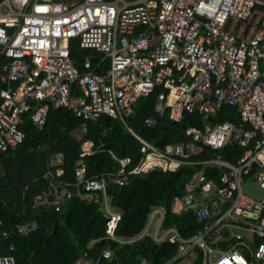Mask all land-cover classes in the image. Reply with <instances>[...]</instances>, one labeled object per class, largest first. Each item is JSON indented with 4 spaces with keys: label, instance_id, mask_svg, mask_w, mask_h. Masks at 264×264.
Instances as JSON below:
<instances>
[{
    "label": "built area",
    "instance_id": "1",
    "mask_svg": "<svg viewBox=\"0 0 264 264\" xmlns=\"http://www.w3.org/2000/svg\"><path fill=\"white\" fill-rule=\"evenodd\" d=\"M73 41L88 51L81 70L71 58ZM0 84V174L1 156L24 139L23 116L30 113L41 128L49 105L84 121L116 119L140 144L141 158L132 169H126L128 159H120L116 172L88 179L78 161L73 184L57 180L63 156L54 153L43 175L46 188L30 199L33 208L58 212L74 192L100 202L106 217L102 239L126 244L149 236L176 244V254L163 264L191 253L198 264L264 261V195L255 199L242 190L243 182L254 180L264 191V0H0ZM157 87L159 116L167 112L178 122L186 113L207 117L232 106L240 125L224 121L204 132L188 129L189 142L155 146L136 135L126 119L138 98ZM156 123L154 116L144 120L149 127ZM84 129L74 136L80 138ZM232 144L243 149L234 163L222 155ZM90 147L83 145L81 155ZM205 147L212 155L193 160ZM183 166L195 171L169 211H191L201 227L185 238L176 227L163 226L167 210L157 206L140 235L116 237L121 214L111 206L107 182L125 186L132 174ZM37 227L32 220L1 236L25 235ZM86 256L73 264H87ZM112 256L109 247L100 254ZM0 264L17 263L4 255ZM140 264L151 263L143 258Z\"/></svg>",
    "mask_w": 264,
    "mask_h": 264
},
{
    "label": "trees",
    "instance_id": "2",
    "mask_svg": "<svg viewBox=\"0 0 264 264\" xmlns=\"http://www.w3.org/2000/svg\"><path fill=\"white\" fill-rule=\"evenodd\" d=\"M86 53L76 42L72 43L71 58L80 70ZM2 87L0 84V89ZM160 90L157 87L148 96L138 98L126 119L127 126L136 135L155 146L189 142L188 129L204 132L206 127L224 121H231L237 127L240 125L236 108L232 106H221L207 117L196 112L186 113L178 122L170 120L167 112L159 116L154 109ZM29 115L23 116L21 124L23 141L1 156L0 256L12 255L17 264H73L85 252L87 264H140L143 258L151 264L169 261L175 255L177 245L168 241L156 243L149 236L126 244L102 239L106 217L100 202L87 201L76 192L58 212L50 206L33 208L30 202L33 195L47 186L43 175L54 153L63 156V172L57 180L68 184L75 182L78 161L84 162L88 179L101 173L116 172L120 159H128L127 170L136 166L141 158L140 144L127 128L105 115L94 121H84L70 110L52 105H49L41 128L31 121ZM150 116L157 119L151 127L144 125V120ZM83 125V135L76 138L73 132ZM243 128L248 129V125L244 124ZM86 142H91V152L82 156V146ZM242 153L243 149L236 144L222 150L224 159L232 163ZM211 155L212 151L205 147L203 153L193 160ZM194 171V166H183L175 171L154 169L143 176L130 175L125 186L108 181L107 196L111 206L121 214L116 237L130 239L140 235L150 211L157 206L167 210L164 227H176L185 238L192 236L201 227L193 212L175 215L169 207L172 198L184 192V186ZM32 220L38 224L34 231L25 235L13 232L7 238L1 236V232L10 231L16 224ZM107 247L111 248L113 256L109 259L100 257Z\"/></svg>",
    "mask_w": 264,
    "mask_h": 264
},
{
    "label": "rangeland",
    "instance_id": "3",
    "mask_svg": "<svg viewBox=\"0 0 264 264\" xmlns=\"http://www.w3.org/2000/svg\"><path fill=\"white\" fill-rule=\"evenodd\" d=\"M85 148L87 146L84 145ZM86 150V149H85ZM242 190L244 193L252 198L259 199L264 195V191L259 187L258 183L254 180H247L242 183ZM153 225L150 227L151 231ZM171 264H196V255L191 253L185 257H182ZM257 264H264V261L257 262Z\"/></svg>",
    "mask_w": 264,
    "mask_h": 264
},
{
    "label": "crops",
    "instance_id": "4",
    "mask_svg": "<svg viewBox=\"0 0 264 264\" xmlns=\"http://www.w3.org/2000/svg\"><path fill=\"white\" fill-rule=\"evenodd\" d=\"M73 42H76V41H73ZM76 44H77V43H76ZM77 46H78V45H77ZM78 48H79V47H78ZM79 49H80V48H79ZM81 50H82V49H81ZM84 51H87V50H84ZM87 53H88V51H87ZM87 53H86V54H87ZM86 54H85V55H86ZM85 55H84V56H85ZM84 56H83V59H84ZM82 61H83V60H82ZM82 127L84 128V125H83ZM82 127H81L80 129H82ZM80 129H79V130H80ZM76 131H77V130H76ZM84 131H85V129H84ZM74 132H75V131H74ZM74 132H73V135H74ZM90 143H91V142H86V143H84L83 145H86L87 148H88V146H89ZM136 240H137V239H136ZM175 254H176V253H175Z\"/></svg>",
    "mask_w": 264,
    "mask_h": 264
}]
</instances>
